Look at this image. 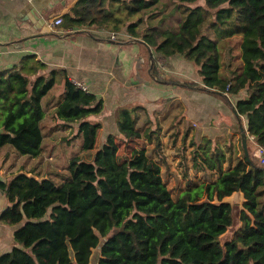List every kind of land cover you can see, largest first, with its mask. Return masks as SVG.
Wrapping results in <instances>:
<instances>
[{"label": "trees", "instance_id": "16d2710c", "mask_svg": "<svg viewBox=\"0 0 264 264\" xmlns=\"http://www.w3.org/2000/svg\"><path fill=\"white\" fill-rule=\"evenodd\" d=\"M161 1L76 0L63 21L72 31L96 26L135 37L147 11ZM199 1L180 0L178 31H154L143 40L156 53L150 73L159 83L217 95L245 124L249 159L241 150L238 180L245 202L233 240L225 246L219 240L233 225V207L225 201L233 189L206 182L187 186L174 200L160 164L144 148L132 147L129 155L120 156L121 145L143 138L136 128L137 109L120 108L118 134L108 136L91 161L72 157L65 181L25 171L0 179L10 204L0 222L20 226L16 245L0 256V264H90L104 241L98 264H264V166L249 148L250 137L264 148V0ZM237 35L242 37L241 67L229 72L227 65L226 77L220 43ZM175 57L196 68L198 83L159 78L156 59ZM31 62L0 75V148L11 146L18 155L36 159L44 151L43 100L58 73L39 75L45 65ZM62 73L64 93L54 116L64 127L76 125L81 150L91 152L102 128L93 118L103 112L104 102ZM154 132L148 128L144 135L152 140ZM154 138L155 151L166 163L161 140ZM192 146L193 169L223 173L227 156L217 142L203 137Z\"/></svg>", "mask_w": 264, "mask_h": 264}, {"label": "crops", "instance_id": "0c3cea01", "mask_svg": "<svg viewBox=\"0 0 264 264\" xmlns=\"http://www.w3.org/2000/svg\"><path fill=\"white\" fill-rule=\"evenodd\" d=\"M75 2L76 0H0V75L9 73L24 61L33 60L45 65V68L39 71V75L48 77L52 72L58 73L55 87L44 98L42 104L46 113L42 126L44 149L45 135H56L58 129H64L61 127L63 123L54 116V111L62 101L64 93L65 76L62 72L66 73L72 83H80L87 92L95 94L104 102L103 112L98 118L93 119L102 124L97 137V139L104 137L102 145L108 136L118 134L116 111L120 108L136 107L139 112L148 113L151 121L155 120L153 112L158 111L161 112L162 119L174 118L176 115L170 116L169 109L173 104V100H170L173 96L168 98L163 95V97L160 95V90L169 91L173 86L177 88L179 85L161 84L156 78L151 77L150 68L156 53L143 40L146 34L169 30L168 26V28L152 26L153 22L146 25V20L150 18L151 12L157 5L147 11L144 21L137 28L138 35L132 37L126 31L115 34L96 26L72 31L68 30L64 21L63 24L56 25V20L64 19V15L70 12ZM112 35H115L116 39H113ZM234 38L242 40L238 35L229 40ZM166 69L162 79L172 81L171 76H174L175 79L180 77L182 78L180 80L189 79L192 80L190 82H199L198 75L196 77L191 71L195 69L197 74L196 68L183 57L166 60ZM175 79L174 81H178ZM191 89L193 90L191 96H188L189 91L183 94L185 101H174L179 106L177 116L181 115L182 119L184 118L181 128L185 129L188 124L194 123L198 129L196 131L198 136L220 138L218 136L226 135V139L230 138L235 142L236 138L233 137L236 123H228L227 117L220 121L218 119L223 112L218 107L219 96L200 88ZM56 90H59L57 97ZM176 98L180 99L177 96ZM193 99L204 104L195 103ZM228 108L232 110L229 106ZM188 114L194 115V119L187 121L188 118L185 117ZM237 122L239 124L238 120ZM72 130L76 131L81 149L82 139L78 134V127L72 125ZM239 133L240 136V128ZM251 146L254 156L256 145L252 140ZM28 159L27 156L18 155L11 146L0 148V179L5 181L12 174L23 171L39 177L36 174L37 170H34L37 166L27 168ZM36 160L37 158L32 159L34 162ZM8 207L10 204L7 197L0 190V216ZM19 227L0 222V256L10 252L16 245L14 233Z\"/></svg>", "mask_w": 264, "mask_h": 264}, {"label": "rangeland", "instance_id": "374dc122", "mask_svg": "<svg viewBox=\"0 0 264 264\" xmlns=\"http://www.w3.org/2000/svg\"><path fill=\"white\" fill-rule=\"evenodd\" d=\"M199 5H203V0L199 1ZM180 0H162L160 4L153 9L150 14V18L146 20V25L152 23V26L157 25V28L167 27L169 31L176 32L179 29V22L181 19V8ZM167 12V13H165ZM147 15V14H146ZM146 15L143 17L145 19ZM156 19V22L154 20ZM171 29V30H170ZM113 37V35H112ZM116 39V38H115ZM241 38L227 39L226 41L220 43L222 64L224 65L223 75L228 76L225 72L226 65H228V71L234 72L241 67L240 59V44ZM157 72L159 78H163L166 73V59L157 58L156 59ZM192 74L197 77L195 69H192ZM193 76V75H192ZM152 77V76H151ZM173 77V78H172ZM189 78H195L190 77ZM175 77L171 76V80L174 81ZM182 78L177 77L178 81H192V80H180ZM56 89V88H55ZM188 89V90H186ZM59 91V90H58ZM58 91H55V96L59 95ZM188 92V96H191L193 91L189 87L179 86L171 88L169 91L160 90V95L167 96L170 100H173L170 109V116L179 114V106L174 101L184 100L185 96L183 94ZM163 96V97H164ZM180 97V99H177ZM218 107L223 112L220 113V119H228V123H236V131H234L235 142L233 139L225 138L226 135H220L216 138L210 136H198L196 133L197 126L194 123L188 124L185 129H182L183 120L181 115L174 118L162 119V114L160 111L154 113L155 120H150V115L148 113H141L136 107H123L129 109H137V125L136 128L143 134V138L131 142L130 146L123 144L120 146V156L124 157L130 154L132 147L144 148L147 151V155L154 161H157L162 168V179L170 191L174 200H177L179 196L184 192L187 186L200 185L201 183L214 182L217 181L222 185L233 189L234 193L225 199L233 207V225L227 229V232L220 237V243L225 246L227 242L233 240L235 233L241 228V215L244 210L243 204L245 202L243 194L238 189V180L242 173V167L244 165L241 150L243 146L240 145L241 135L239 136L240 125L237 122L236 116L231 109L225 104L223 98H218ZM195 103H203L201 101L193 99ZM167 102V100H164ZM204 104V103H203ZM141 113V114H140ZM164 117V115H163ZM161 118V119H160ZM187 121L194 119V115H186ZM94 119V118H93ZM160 119V120H159ZM245 121V120H244ZM225 122V121H224ZM63 125V124H62ZM245 125V124H243ZM61 126V125H60ZM64 127V126H61ZM154 130L152 140H148L144 135L145 131ZM245 128V126H244ZM188 129V130H186ZM48 131V130H47ZM56 135L47 134L45 135V149L40 158H37L36 162L32 161L30 158L26 161L27 168L37 170L39 177H50L56 182H63L66 180L68 175L69 161L74 156H80L81 158L91 161L94 154L101 148L104 137H99L96 142L95 150L91 152H83L79 149V142L76 137V131L72 130V126L64 129H58ZM188 132L187 138L185 134ZM155 135H158L161 140V153L165 157V162L160 159L155 151ZM203 137H210L215 142H217L220 147L226 151L227 161L224 163V171L222 174L216 172H199L192 168V141L197 143L202 140ZM230 139V141H228ZM226 140V141H225ZM251 143L249 145L251 151ZM51 157V159H49ZM256 158V157H255ZM258 160V159H257ZM259 161V160H258ZM40 164V168H39ZM20 166V165H18ZM39 168V169H38ZM100 258L99 249L93 252V256L90 264H98Z\"/></svg>", "mask_w": 264, "mask_h": 264}, {"label": "built area", "instance_id": "2783aa9c", "mask_svg": "<svg viewBox=\"0 0 264 264\" xmlns=\"http://www.w3.org/2000/svg\"><path fill=\"white\" fill-rule=\"evenodd\" d=\"M61 24H63V19L56 20V25H61ZM112 38L115 39L116 36L114 35ZM73 83L81 90L87 92V89L83 87L80 83H76V82ZM251 140L254 141V138L251 137ZM254 156L259 160L260 164L264 166V148L259 145H256Z\"/></svg>", "mask_w": 264, "mask_h": 264}, {"label": "water", "instance_id": "95a60500", "mask_svg": "<svg viewBox=\"0 0 264 264\" xmlns=\"http://www.w3.org/2000/svg\"><path fill=\"white\" fill-rule=\"evenodd\" d=\"M234 112V109H233ZM235 113V112H234ZM235 116L237 118V120L239 121V115L237 113H235ZM239 125H240V129H241V141H242V146H243V150L245 153V156L247 157V159H249V153H248V148H247V133L245 131L244 125L239 121ZM4 130L1 129L0 132H3ZM47 218V216L45 217ZM105 243V241L102 243V245ZM102 245L99 246V249L102 248Z\"/></svg>", "mask_w": 264, "mask_h": 264}]
</instances>
